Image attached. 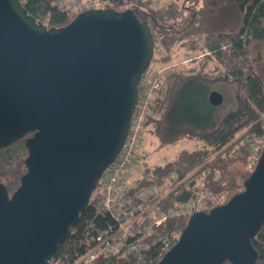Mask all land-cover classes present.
<instances>
[{
    "label": "water",
    "instance_id": "95a60500",
    "mask_svg": "<svg viewBox=\"0 0 264 264\" xmlns=\"http://www.w3.org/2000/svg\"><path fill=\"white\" fill-rule=\"evenodd\" d=\"M152 54L131 9L83 10L56 28L0 0V149L31 134L19 187L8 196L0 183V264H46L66 238L121 150ZM263 223L264 148L243 190L190 215L157 264H255Z\"/></svg>",
    "mask_w": 264,
    "mask_h": 264
},
{
    "label": "trees",
    "instance_id": "16d2710c",
    "mask_svg": "<svg viewBox=\"0 0 264 264\" xmlns=\"http://www.w3.org/2000/svg\"><path fill=\"white\" fill-rule=\"evenodd\" d=\"M61 1L20 0V3L28 16L48 27L61 28L73 19L59 10ZM180 1L159 4L158 0H112L113 9L118 11L128 4L140 8L143 17L136 16L150 26L153 36L162 35L166 50L186 38L190 49L195 37L203 39V61L181 63L164 79L161 116L148 120L143 133L154 137L162 147L174 146L182 140L197 142L195 148L183 149L150 169L158 175L177 176L182 193L176 200L188 198L186 186L201 185L214 197V201L207 203L210 210L241 192L252 172L244 173L234 165L246 155L243 137L237 136L244 130L248 135H264V0ZM182 10H188L187 19L182 17ZM174 51H168L166 62L175 60ZM213 84L235 85L232 108L219 111L209 104L207 97ZM28 136L31 134L0 149V183L6 187L8 196L19 187L26 173L28 151L24 141ZM224 192L229 194L226 198ZM91 214L89 207L80 213L52 256L71 257L82 251V231ZM188 219L172 217L164 228L182 230ZM251 244L257 251L255 264H264V223ZM222 264L231 263L225 260Z\"/></svg>",
    "mask_w": 264,
    "mask_h": 264
},
{
    "label": "built area",
    "instance_id": "2783aa9c",
    "mask_svg": "<svg viewBox=\"0 0 264 264\" xmlns=\"http://www.w3.org/2000/svg\"><path fill=\"white\" fill-rule=\"evenodd\" d=\"M58 8L70 16L79 10L113 8V2L63 0ZM162 40V35L153 36L152 58L137 86L125 140L90 195L92 214L83 227L82 251L71 257L51 256L46 264H157L181 235L177 228L166 230L167 221L208 210L207 203L214 201L201 185L186 186L188 198L176 200L182 193L177 176L155 174L145 164L148 153L140 145L144 124L160 118L164 79L178 66L172 60L163 61L166 50ZM263 148L264 136L250 149L252 164H257Z\"/></svg>",
    "mask_w": 264,
    "mask_h": 264
},
{
    "label": "rangeland",
    "instance_id": "374dc122",
    "mask_svg": "<svg viewBox=\"0 0 264 264\" xmlns=\"http://www.w3.org/2000/svg\"><path fill=\"white\" fill-rule=\"evenodd\" d=\"M170 1L171 0H158L159 4L160 3L161 4L168 3ZM181 1H180V3H181ZM186 3H187L186 1H183V4H186ZM125 9H132L133 12L137 16L143 17V11L140 8H137L135 6V4H128L126 6H123L119 10H125ZM81 11H83V10H79L77 12L74 11V13L70 14V17L74 18V16L77 13L81 12ZM187 11L186 10L185 11L182 10V12H183L182 17L184 19H187L188 15H189V13ZM188 45H190L189 44V38H186L182 42H178V43H176V45L170 46V48L167 47V50L170 51V52H173L174 50H176V51H174V52H176L174 54H177V55L175 57V60H172V62L177 63L178 66H180L182 61H186V62H184L182 64L190 65L192 63L194 64L195 61L202 60V57L205 54L204 53L205 49H204L203 39H196V37H195V39H193V42L191 43V46H190L191 48L190 49H188L189 48ZM165 50H166V48H165ZM167 50H166V57L168 56V51ZM164 59H163V61H165ZM165 63H168V61L167 62L165 61ZM178 66L175 69H177ZM206 70H208V69H206ZM170 73H172V72H170ZM235 89H236L235 85H230V84L228 85L227 84L225 86H220V84L219 85L213 84V87H211L210 90H216V91L220 92L223 95V97H224L223 103L220 106H217L219 111H226L227 109L232 108L234 106L233 93L235 92ZM263 136L255 137L252 134L248 135L247 134V130L242 131L237 136V137H241V138L243 137V141L242 142L246 146V149H245L246 150V155H244V158H243L242 162H238L237 161V162L234 163L236 169H239V170H241L244 173H248V172L250 173V171L253 170V168L255 167L254 166L255 164H252L250 162V159H249V157H250V149H251L252 146H254V145H256L258 143V138H262ZM140 145H141V148L148 153V156L146 157V161H145L146 163L145 164L148 165V166H151L153 164H158V163L163 162L164 160L167 161V160L173 158L179 151H181L183 149H193L198 144L195 141L182 140V141H179L174 146L162 147V146H160L158 144L157 140L154 137H152L150 135H147V134H144L142 132ZM196 171L197 170H195L194 173ZM227 193L228 192H224V197L225 198H226V196L229 195ZM205 211H207V210H205ZM186 217L189 218L190 216L186 215Z\"/></svg>",
    "mask_w": 264,
    "mask_h": 264
}]
</instances>
